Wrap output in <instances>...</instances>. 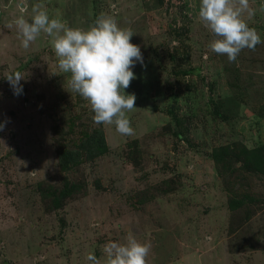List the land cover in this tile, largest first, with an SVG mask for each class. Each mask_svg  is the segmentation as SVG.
<instances>
[{
    "label": "rangeland",
    "instance_id": "374dc122",
    "mask_svg": "<svg viewBox=\"0 0 264 264\" xmlns=\"http://www.w3.org/2000/svg\"><path fill=\"white\" fill-rule=\"evenodd\" d=\"M36 3L70 27L106 13L132 30L133 135L93 122L47 34L22 47L13 22ZM249 3L262 43L229 62L199 0H0V264H89L129 232L148 264H264V0ZM94 130L104 145L86 156Z\"/></svg>",
    "mask_w": 264,
    "mask_h": 264
},
{
    "label": "clouds",
    "instance_id": "9594fccd",
    "mask_svg": "<svg viewBox=\"0 0 264 264\" xmlns=\"http://www.w3.org/2000/svg\"><path fill=\"white\" fill-rule=\"evenodd\" d=\"M260 10L264 11V5ZM24 11L22 8L21 13ZM197 15L213 36L210 50L226 55L229 62L236 61L242 50L254 51L262 43L260 34L245 19L255 15L249 0H199ZM13 23L25 49L41 32L47 34L58 68L70 74L69 87L90 105L94 123L114 125L121 135L134 134L127 114L136 108V96L125 90L136 78L132 69L137 62L143 64V56L140 47L131 43L134 33L130 28L120 27L115 17L106 13L87 28L70 27L66 21L50 18L42 3L32 5L30 20L21 14ZM5 78L14 95L22 93L20 81L24 77L19 71ZM101 251L99 259L88 253L89 264H148L151 245L129 232L123 241L102 245Z\"/></svg>",
    "mask_w": 264,
    "mask_h": 264
},
{
    "label": "trees",
    "instance_id": "16d2710c",
    "mask_svg": "<svg viewBox=\"0 0 264 264\" xmlns=\"http://www.w3.org/2000/svg\"><path fill=\"white\" fill-rule=\"evenodd\" d=\"M87 147L84 149L86 151V156H91V154H95L97 149L102 147L104 145V141L102 140V137L100 135V131L94 130L91 134H89L86 138ZM81 146V144H80ZM79 157V153L77 149L68 151V152H62L60 151L59 157H58V163L60 167H63L64 165L74 162Z\"/></svg>",
    "mask_w": 264,
    "mask_h": 264
}]
</instances>
